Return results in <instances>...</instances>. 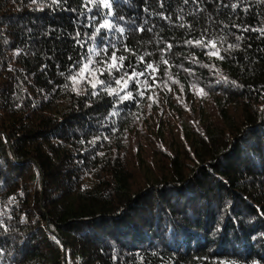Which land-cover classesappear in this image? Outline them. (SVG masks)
<instances>
[{"label":"trees","instance_id":"1","mask_svg":"<svg viewBox=\"0 0 264 264\" xmlns=\"http://www.w3.org/2000/svg\"><path fill=\"white\" fill-rule=\"evenodd\" d=\"M108 11L0 0V264H264V0H112ZM104 19L125 30L101 33L125 68L162 51L173 65L138 105L112 108L66 80ZM202 37L223 61L184 44Z\"/></svg>","mask_w":264,"mask_h":264},{"label":"snow or ice","instance_id":"2","mask_svg":"<svg viewBox=\"0 0 264 264\" xmlns=\"http://www.w3.org/2000/svg\"><path fill=\"white\" fill-rule=\"evenodd\" d=\"M36 2L37 0H32L33 4H36ZM52 2L53 4H56L58 0H52ZM185 2H187V0H185ZM100 3L104 8L109 9L106 15H113L111 11L112 0H100ZM233 7H235V5H233ZM40 10H43V6H41ZM92 19H95V17H92ZM88 27H92V25H88ZM181 27H183V25H181ZM139 30L143 31L144 29L140 28ZM102 31L106 33L118 31L123 34L125 30L124 28H117L115 24L111 23L107 19H104L103 23H100L99 27L95 28V35L91 38L93 47L88 49L89 55L81 57L79 60L74 62L72 67L69 69L70 74L66 77V80L71 82V91L75 92L77 95H82L81 87L87 85L91 89V92L89 93L90 97H97L101 92H103L106 93L108 97L112 98L115 101L112 108L126 106L128 102L138 105L139 100L145 96L146 92H149L154 87H159L160 82L157 78V73L160 70V64L162 63L169 69L173 67V65H170L169 61L164 59V52L162 51L159 63H145L144 57L141 56L137 60L135 66L129 64L128 68H125L126 57L117 55L118 50L116 49L115 42L110 40L107 35H101ZM77 35H79V33H77ZM97 37H99V43H97ZM237 39H240V37H237ZM77 43H80V41H77ZM217 43L218 42L216 40L206 39L204 37L197 40H186L184 42L185 45H192L193 47L206 50L205 55H207L210 60L215 58L223 61L224 56L221 55L220 49L217 47ZM232 47L234 46L229 45V48ZM109 48L113 49L110 57L107 56ZM171 48L172 44H168L167 50L170 51ZM124 50L128 51L126 47ZM224 51L227 52L228 49H224ZM190 61L198 63L196 57H191ZM141 65H143V69L138 70ZM177 67L189 75H194L191 68H183L182 65ZM204 67H210L212 70L216 69L215 64L204 65ZM114 73L118 75H114ZM60 75L63 76L64 73H61ZM169 75L171 78L170 73ZM105 76H107V80L101 79V77ZM149 79L152 81L151 84L148 83ZM223 80L227 82L228 78L223 77ZM219 82L220 81H217V83ZM172 83L179 84L180 82L179 80L173 78ZM231 83L235 84V81H232ZM113 84L115 86H113ZM132 86H135V93L130 90ZM64 87L68 88L69 85L66 83ZM191 88L196 90L197 94H205L204 89L199 88L197 90V86L195 84H193ZM171 90V87H168V91L170 92ZM183 91L184 86L180 85V92ZM148 98L154 103L158 102L155 100L154 96L150 95ZM177 99H180L179 96ZM88 106L90 107L91 105ZM112 114L115 113L113 112ZM100 139L101 137L98 136L88 143L95 146ZM103 139H107V137H103ZM97 155L103 156L104 153L99 152ZM21 195H23V193H21ZM53 239H55V237H53ZM218 264H228V262L220 261Z\"/></svg>","mask_w":264,"mask_h":264}]
</instances>
